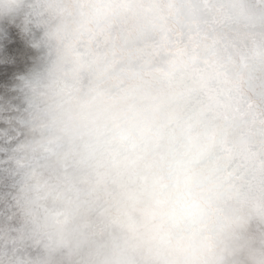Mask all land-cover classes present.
Listing matches in <instances>:
<instances>
[{
    "label": "clouds",
    "instance_id": "1",
    "mask_svg": "<svg viewBox=\"0 0 264 264\" xmlns=\"http://www.w3.org/2000/svg\"><path fill=\"white\" fill-rule=\"evenodd\" d=\"M0 264H264V0H0Z\"/></svg>",
    "mask_w": 264,
    "mask_h": 264
}]
</instances>
